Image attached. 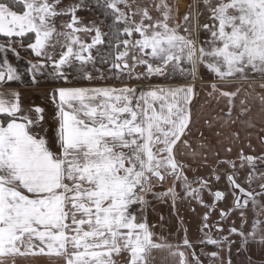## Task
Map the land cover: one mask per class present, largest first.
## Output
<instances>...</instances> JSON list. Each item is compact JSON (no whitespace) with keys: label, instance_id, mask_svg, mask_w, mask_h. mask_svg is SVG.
I'll use <instances>...</instances> for the list:
<instances>
[{"label":"snow or ice","instance_id":"1","mask_svg":"<svg viewBox=\"0 0 264 264\" xmlns=\"http://www.w3.org/2000/svg\"><path fill=\"white\" fill-rule=\"evenodd\" d=\"M203 2L211 23L203 24L208 37L200 42L181 26V0L175 10L159 0L156 16L133 9L129 0H97L112 18L107 31L78 16L84 0L66 6L63 0H0V86L22 83L25 75L33 85L40 77L56 84L47 94L54 127L45 107L26 108L18 91H0V264L29 254H55L65 264H115L113 254L123 253L127 264H147L146 254L161 248L189 264L184 251L174 250L181 245L157 236L134 211H143L149 195L171 200L192 264L202 261L177 201L203 209L195 243L215 248L207 253L213 261L232 264L233 245L238 253L251 243L264 245V152L253 154L251 143L238 150L228 144L221 155L203 132L195 147L189 138L202 67L213 76L207 95L226 103L221 128L241 88L225 90L217 81L264 77V0ZM177 76L185 83H130ZM93 80L120 83L76 86ZM258 99L264 104V95ZM259 141L264 145V136Z\"/></svg>","mask_w":264,"mask_h":264},{"label":"crops","instance_id":"2","mask_svg":"<svg viewBox=\"0 0 264 264\" xmlns=\"http://www.w3.org/2000/svg\"><path fill=\"white\" fill-rule=\"evenodd\" d=\"M198 13V20H202L204 23H211L209 20V15L206 12ZM203 16V17H202ZM200 18V19H199ZM23 55V54H22ZM10 60L15 63L14 58L9 57ZM21 63H23L21 61ZM200 79L195 81L197 95L193 98L191 103V109L193 113V126L192 133L189 137L192 141L193 147L200 141V132L204 133V142H206L210 147L215 150L220 151L223 155V148L228 144H234V148L238 150L241 146L251 143L253 148H255V155H260L264 152V145L260 144L259 138L264 136V104H261L258 97L264 95V88L260 87V84L264 83V77L259 74H249L247 80H232L230 83L224 85L220 83L225 90L234 91L237 86L241 88V92L235 98V106L232 111L231 120L223 128L220 125L223 123L224 112L227 111L226 103L223 99L219 102L215 97H209L207 92L209 89L205 87L209 82L213 80L212 76L206 74L201 75ZM190 82V81H189ZM120 82H106L97 83L96 81L90 82L89 84H76V86H102L104 84H116ZM132 84H137L141 88L147 87V85H168V84H182L185 80L182 77H169L168 79L153 77L150 81H131ZM9 89L16 90L21 94V101L23 105L27 108L31 104L40 105V101L48 100V92L51 91L48 87H44L43 83L40 81L38 84L33 85L28 76H24L23 82H11L9 84L0 86V91H7ZM44 99V100H43ZM246 100L245 105L240 104V100ZM45 103V102H44ZM46 104H43V107ZM245 108L247 111L241 114V109ZM220 119H213V118ZM205 121L212 123V127H208ZM234 121V123H232ZM222 131L223 135L217 137L216 132ZM238 133L239 139L233 140L232 133ZM52 133L49 132V137ZM183 146L181 145V148ZM248 152L249 149L245 148ZM235 155V150L232 153ZM207 170H203L200 174H206ZM191 176L192 174L189 173ZM171 185V181H166L163 187L157 186L156 191H162ZM223 185L221 184V187ZM207 198V197H206ZM148 204L146 210L140 209L136 211L142 218L146 219L147 222L154 226L153 232L160 237L166 238L169 243L179 244L181 247L179 249H174L177 251H184L189 264H192V249H186L182 246V241L184 238V232L181 226L178 224V217L173 212L171 200L160 201L153 198L151 195L146 197ZM177 208L179 215L184 219L183 227L187 229V235L190 240L194 242V247L200 244H196L195 241L200 238L202 233L199 231L201 216L203 215V209L196 204H189L187 201H177ZM191 208H195L196 211H191ZM251 217V212L249 213ZM264 219V217H261ZM236 219V217H232ZM216 220V215H213L212 221ZM227 223H230L228 221ZM215 235V232H213ZM233 239H237L233 237ZM204 247V245H202ZM208 247L207 251H215L216 249L212 246ZM208 252H204L202 259L204 263L202 264H220V261H213L208 255ZM41 259L44 260L45 264L52 263L56 261L57 264H65L63 257L56 256L55 254H39ZM204 256V257H203ZM221 256L227 260L228 253L225 251L221 253ZM112 259L115 264H127L128 255L123 253L121 255L113 254ZM147 264H179V256H173L170 250L167 248L152 249L146 254ZM232 264H264V245L258 243H251L247 250L237 252V245H233L231 252Z\"/></svg>","mask_w":264,"mask_h":264},{"label":"rangeland","instance_id":"3","mask_svg":"<svg viewBox=\"0 0 264 264\" xmlns=\"http://www.w3.org/2000/svg\"><path fill=\"white\" fill-rule=\"evenodd\" d=\"M80 0H63L64 5H68L71 3H79ZM159 0H129V3L132 4L133 9H135L136 7H139L141 9L143 8H147L151 14L153 16H156L157 13L155 11V9L153 8V5L155 3H158ZM167 4L169 5V7L173 10H175V6H176V0H166ZM212 4L215 5L217 3V0H211ZM206 12L209 15L208 9L205 7L203 0H181V12L179 13V21L181 23L182 27H188L189 29L193 30V38L197 39L200 42H203L207 37H208V33L203 29V24H205L204 22H202V20L200 19V21L198 20V13H200L201 17V13ZM78 16L84 21V23H95L96 25L100 26L103 30V24L100 20V18H98V16L94 13V11L90 8V6L88 5V3L84 0V6L82 7V9L77 13ZM187 15L189 16V19L187 21L184 20V16ZM203 17V16H202ZM67 17H63L61 19L57 20V25L59 26V24L61 23V20H66ZM138 19V17H137ZM86 39H88L87 37H85ZM57 51H59V48H57ZM142 69H137V71H141ZM208 75V76H212V74H210L205 68H201L200 69V73L199 75ZM252 74V73H249ZM213 77V76H212ZM40 81L43 83L44 87H48L50 90L52 89V87L56 86V85H49L48 83H46L45 79L43 77L39 78ZM96 81L97 83H106V82H119L116 80H93L91 82ZM90 82H86L83 84H89ZM44 100V99H43ZM45 102V103H44ZM44 102L40 101V105L43 106V104H46V106H44L47 110L48 113V124L52 125L51 122V115H52V105L50 103L49 100H44ZM52 127H54V125H52ZM51 132V131H50ZM139 206H137L134 211H138ZM147 207H144V210H146ZM208 247L204 246L202 247V245H198L195 246V252L196 255L199 256L200 260L202 261V263H204V259H202V255L205 254L207 251ZM205 252V253H204ZM211 252V251H209ZM208 252V253H209ZM204 257V256H203ZM3 264H45L44 260L41 259L40 255H25V256H9V257H4L3 258ZM49 264H57L56 261H53L52 263ZM61 264V263H59Z\"/></svg>","mask_w":264,"mask_h":264},{"label":"trees","instance_id":"4","mask_svg":"<svg viewBox=\"0 0 264 264\" xmlns=\"http://www.w3.org/2000/svg\"><path fill=\"white\" fill-rule=\"evenodd\" d=\"M85 1L88 3L90 8L94 11V13L98 16V18H100V20H101V22L103 24V30L107 31V25L111 24L112 18L105 15L104 9L102 7H100V6H98L97 0H85ZM101 2H102V0H101ZM2 39L3 38H0V40H2ZM103 51H107L106 45L103 46ZM22 54L25 55L23 52H22ZM97 66L100 67L99 64ZM45 81L49 85H56L54 82H52L50 80L45 79ZM86 82H88V81H80V82H76V84H83V83H86Z\"/></svg>","mask_w":264,"mask_h":264}]
</instances>
